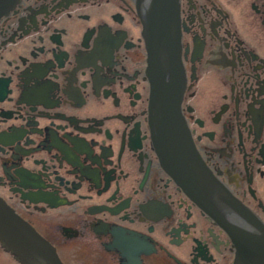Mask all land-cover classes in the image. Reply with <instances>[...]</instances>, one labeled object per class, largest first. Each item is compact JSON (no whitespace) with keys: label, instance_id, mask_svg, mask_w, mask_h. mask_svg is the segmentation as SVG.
<instances>
[{"label":"flooded vegetation","instance_id":"af4514ba","mask_svg":"<svg viewBox=\"0 0 264 264\" xmlns=\"http://www.w3.org/2000/svg\"><path fill=\"white\" fill-rule=\"evenodd\" d=\"M153 3L18 0L0 21V201L60 264H239L240 236L264 246V0H175L157 58L181 68L188 191L149 127Z\"/></svg>","mask_w":264,"mask_h":264},{"label":"water","instance_id":"95a60500","mask_svg":"<svg viewBox=\"0 0 264 264\" xmlns=\"http://www.w3.org/2000/svg\"><path fill=\"white\" fill-rule=\"evenodd\" d=\"M18 0H0V21L7 16ZM175 0H154L153 15L145 30L149 31V127L157 155L163 167L187 191L195 182V170L200 166L190 147L184 121L180 115L182 97L181 68L172 55L170 66L161 68L157 58L158 46L177 45L170 29L175 16ZM262 239L237 240V262L264 256ZM0 246L21 264H60L53 249L27 224L0 201ZM263 251V254L261 253Z\"/></svg>","mask_w":264,"mask_h":264},{"label":"rangeland","instance_id":"374dc122","mask_svg":"<svg viewBox=\"0 0 264 264\" xmlns=\"http://www.w3.org/2000/svg\"><path fill=\"white\" fill-rule=\"evenodd\" d=\"M4 253H2L1 251H0V264H2V263H4V264H12V261H11V259L8 257V256H6L5 254V256L3 255Z\"/></svg>","mask_w":264,"mask_h":264}]
</instances>
